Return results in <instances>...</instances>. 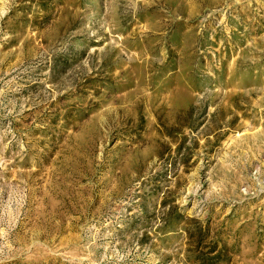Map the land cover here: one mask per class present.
I'll use <instances>...</instances> for the list:
<instances>
[{
	"label": "rangeland",
	"instance_id": "1",
	"mask_svg": "<svg viewBox=\"0 0 264 264\" xmlns=\"http://www.w3.org/2000/svg\"><path fill=\"white\" fill-rule=\"evenodd\" d=\"M0 264H264V0H0Z\"/></svg>",
	"mask_w": 264,
	"mask_h": 264
}]
</instances>
